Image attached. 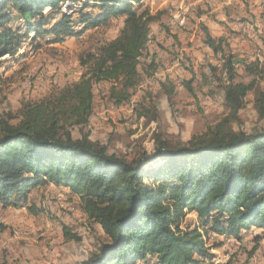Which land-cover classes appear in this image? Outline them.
<instances>
[{"label": "trees", "instance_id": "1", "mask_svg": "<svg viewBox=\"0 0 264 264\" xmlns=\"http://www.w3.org/2000/svg\"><path fill=\"white\" fill-rule=\"evenodd\" d=\"M65 1L0 0V58L16 55L31 32L58 44L110 18L123 17L122 28L113 40L78 57L83 69L78 80L0 118V207H25L29 191L40 186L67 188L107 238L96 255L79 264H211L214 256L204 241L208 233L239 240L243 230L257 228L264 236V129L247 134L231 127L251 93L264 119L259 62L243 67L251 81L236 82L225 41L207 34L204 43L223 61L227 116L186 143L155 135L152 153L127 160L109 154L83 130L93 114L97 84L108 83L114 104L130 101L157 17L142 8L143 0H84L71 15L61 11ZM12 18L24 22L23 33L7 25ZM153 60L146 65L147 76L155 71ZM194 78L184 82L189 92ZM162 88L172 97L173 85ZM144 114L146 109L139 116ZM73 129L79 130L78 138ZM189 213L197 225L183 226Z\"/></svg>", "mask_w": 264, "mask_h": 264}, {"label": "rangeland", "instance_id": "2", "mask_svg": "<svg viewBox=\"0 0 264 264\" xmlns=\"http://www.w3.org/2000/svg\"><path fill=\"white\" fill-rule=\"evenodd\" d=\"M142 5L157 21L140 60V84L121 105L108 97V83L97 84L93 114L83 130L109 154L127 160L152 153L155 135L186 143L227 116L221 90L223 61L204 43L207 34L225 41L223 49L233 57L236 82L251 81L243 72L251 62L264 69V0H143ZM123 20L110 18L58 44L49 35L34 38L31 32L16 55L0 58V118L15 114L21 103L39 101L78 80L83 72L78 57L116 38ZM17 22L12 18L7 25L23 33L24 22ZM76 27L79 31L82 26ZM152 57L155 71L147 76ZM192 77L189 92L184 82ZM165 83L174 86L172 97L165 94ZM257 83L264 88L263 80ZM254 99L255 94H249L231 121L235 131L250 134L264 129ZM72 134L78 138L80 133L73 129ZM29 199L23 208L0 207V264H79L107 242L101 227L87 220L78 198L67 188L40 186L29 191ZM192 214L186 215L183 226L197 225ZM257 235L262 237L259 241L254 239ZM204 241L214 256L211 264H264V236L257 228L243 230L239 240L208 233Z\"/></svg>", "mask_w": 264, "mask_h": 264}, {"label": "bare ground", "instance_id": "3", "mask_svg": "<svg viewBox=\"0 0 264 264\" xmlns=\"http://www.w3.org/2000/svg\"><path fill=\"white\" fill-rule=\"evenodd\" d=\"M84 4V0H67L62 3L61 11L66 15H71L73 11L79 9ZM19 23L20 20H17Z\"/></svg>", "mask_w": 264, "mask_h": 264}, {"label": "crops", "instance_id": "4", "mask_svg": "<svg viewBox=\"0 0 264 264\" xmlns=\"http://www.w3.org/2000/svg\"><path fill=\"white\" fill-rule=\"evenodd\" d=\"M146 86L145 82L143 83L142 87ZM191 215V214H190ZM193 215V214H192Z\"/></svg>", "mask_w": 264, "mask_h": 264}, {"label": "built area", "instance_id": "5", "mask_svg": "<svg viewBox=\"0 0 264 264\" xmlns=\"http://www.w3.org/2000/svg\"><path fill=\"white\" fill-rule=\"evenodd\" d=\"M6 57V56H5ZM15 57H17V56H15Z\"/></svg>", "mask_w": 264, "mask_h": 264}]
</instances>
